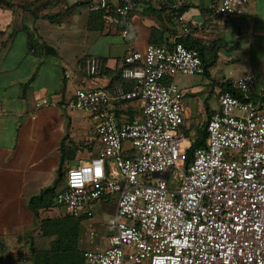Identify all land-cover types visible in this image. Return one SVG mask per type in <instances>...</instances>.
Masks as SVG:
<instances>
[{"label": "built area", "instance_id": "1", "mask_svg": "<svg viewBox=\"0 0 264 264\" xmlns=\"http://www.w3.org/2000/svg\"><path fill=\"white\" fill-rule=\"evenodd\" d=\"M143 1L172 0H91L87 7L129 36L128 16ZM254 1L221 0L216 11L239 16ZM176 20L181 33L191 30L183 15ZM178 38L124 56L121 74L131 89L119 86L112 96L103 87H78L67 103L100 115L98 146L90 159L66 169L54 204L77 220L92 217L93 205L105 199L117 209L107 246L84 249V264H264V100L250 97L257 79L247 73L232 83L243 97L216 91L206 144L187 164L193 137L185 133L183 93L173 78L201 75L206 68L200 52ZM103 67L99 57L85 62L91 77ZM112 100H136L138 115L118 121ZM57 105L41 100L35 108ZM172 172L175 184L168 180Z\"/></svg>", "mask_w": 264, "mask_h": 264}, {"label": "crops", "instance_id": "2", "mask_svg": "<svg viewBox=\"0 0 264 264\" xmlns=\"http://www.w3.org/2000/svg\"><path fill=\"white\" fill-rule=\"evenodd\" d=\"M90 1L0 0V264H20V257L35 264L37 256L51 250L55 235L44 234L43 222L68 216L54 204L55 193L63 187L66 169L90 159L98 146L100 115L71 110L67 103L78 87H103L112 96L119 86L131 89L132 82L121 74L130 51L169 45L183 34L187 43L199 47L206 63L212 61L204 74L173 78L183 93L185 133L193 138L202 102L207 117L218 108L216 91L222 83L251 73L257 81L250 95L264 100V0L249 3L234 17L217 13L221 0L137 2L128 16L129 36L116 21L91 13ZM176 14L190 25L188 33H181ZM90 57L104 62L96 77L85 71ZM203 84L209 86L205 98ZM213 96L216 106L210 104ZM41 100L58 105L36 109ZM188 101L196 114L188 113ZM109 108L120 122L138 115L136 100H112ZM51 187L52 196L45 199L49 204L42 201L32 208L31 199ZM109 209L114 216L111 199L96 202L93 216L78 220L81 251L107 246L114 231L103 219Z\"/></svg>", "mask_w": 264, "mask_h": 264}, {"label": "trees", "instance_id": "3", "mask_svg": "<svg viewBox=\"0 0 264 264\" xmlns=\"http://www.w3.org/2000/svg\"><path fill=\"white\" fill-rule=\"evenodd\" d=\"M94 15H103L101 12H93ZM154 37H152L153 39ZM179 41L183 42L188 47H194L199 52L203 59L206 71L207 68L212 64V61L206 63L201 50L199 47L193 43L189 44L186 42L185 37L181 36L178 38ZM152 42H155V39L152 40ZM169 80H167L168 82ZM232 82H224L221 84V88L224 91H229L233 95H236L238 97H243L241 93L236 91L232 87ZM251 97V96H250ZM212 113H209L202 124L200 128L196 129L195 137L193 138V142L190 146V148L187 150L186 153V163H190L193 158V151L196 148L203 147L206 144L207 139V130H206V123L209 117ZM63 151V148H62ZM65 156H63L62 153V162L64 161ZM62 169L60 167L59 176H62ZM54 191V188H47L42 191V193L31 199L30 206L34 209L37 208V206H42V201H45V199L51 198L52 193ZM49 202L44 203V206H47ZM43 229L44 234L46 236H53L55 235L54 240L52 241V247L51 250L45 253V255L37 256V260L35 264H84L83 258H82V251L79 249L78 242H79V221L72 219V217H65L62 219H55V220H46L43 222Z\"/></svg>", "mask_w": 264, "mask_h": 264}, {"label": "rangeland", "instance_id": "4", "mask_svg": "<svg viewBox=\"0 0 264 264\" xmlns=\"http://www.w3.org/2000/svg\"><path fill=\"white\" fill-rule=\"evenodd\" d=\"M249 3H247L245 6H244V8L248 5ZM176 77H181V75H177ZM191 78V77H190ZM184 79L186 80V79H188V77H183V81H184ZM196 83H199V82H196V81H192L191 82V84H196ZM206 87H209V86H206V85H202V86H200V88L201 89H204V92H203V97L205 98V97H207V91H206ZM199 87H198V89H200ZM210 104L212 105V106H216L217 105V102L215 101V99H214V96H213V98L210 100ZM187 104H188V108H187V111H188V113H195L196 114V112H197V109L195 108V107H190L191 106V102L190 101H188L187 102ZM202 106H203V109L201 110L202 111V114L200 113V115H198V119H199V124H198V126H196L195 127V130L197 129V128H200L201 126H202V124L204 123V120H205V113H208L207 111V109L206 108H204V106H205V104L202 102ZM190 105V106H189ZM186 127L188 128L187 129V131L188 132H190V130L192 129V128H189V127H191L190 125H188V124H186ZM168 180H169V182H170V184H175V182H177V174H175L174 172H172L171 173V175H170V177L168 178ZM108 203H112V202H108ZM115 216H116V214L114 215V216H112V212L110 211V209H109V211L107 212V213H105V215H103V219H104V222H105V225H112L113 224V221H114V219H115ZM113 226V225H112Z\"/></svg>", "mask_w": 264, "mask_h": 264}, {"label": "snow or ice", "instance_id": "5", "mask_svg": "<svg viewBox=\"0 0 264 264\" xmlns=\"http://www.w3.org/2000/svg\"><path fill=\"white\" fill-rule=\"evenodd\" d=\"M100 173H99V169H97V175H99Z\"/></svg>", "mask_w": 264, "mask_h": 264}, {"label": "water", "instance_id": "6", "mask_svg": "<svg viewBox=\"0 0 264 264\" xmlns=\"http://www.w3.org/2000/svg\"><path fill=\"white\" fill-rule=\"evenodd\" d=\"M159 176H161V175H159Z\"/></svg>", "mask_w": 264, "mask_h": 264}]
</instances>
